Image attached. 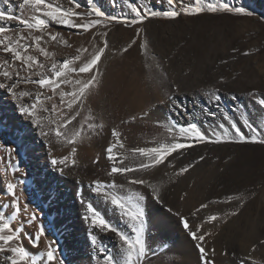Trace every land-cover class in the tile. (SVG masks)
I'll return each instance as SVG.
<instances>
[{
    "label": "rangeland",
    "instance_id": "1",
    "mask_svg": "<svg viewBox=\"0 0 264 264\" xmlns=\"http://www.w3.org/2000/svg\"><path fill=\"white\" fill-rule=\"evenodd\" d=\"M58 2L65 7L70 6L68 0H58ZM80 2L83 5L85 0H80ZM189 2L190 0H185V3ZM228 2L236 6H244L252 12V15L236 16L217 13L194 17L181 16L175 20L160 17L149 18L142 24L133 27H126L121 24L110 25L107 30L109 49L106 50L100 64L104 74L98 91L101 104H98L99 107L94 105L93 96H90L82 113V116H86L88 114L87 108L90 107L97 122L104 121L105 129L101 135L92 136L88 140L85 138L84 143L76 145L75 166L71 164V147L68 145H65V148L64 146L56 147L57 151L51 153L53 156L56 154H59L60 158L65 155L69 156V166L65 168L64 174L76 177L77 172V180L83 178L87 184H92L98 178H103V182L106 180L111 182L113 178L118 179V183L125 185L122 194L131 190L150 193L151 189L144 186L127 184L123 176L119 177L124 181L121 179L119 181L118 176L108 177L107 172L110 170L111 164L105 158L104 149L113 140L111 129L115 126L116 119L119 118L120 122L129 114L150 113L149 117L136 122L148 129L146 134L141 136L143 142V144L140 142L141 147L155 146V140L169 137L167 130L162 126L164 117H168V121L179 120L180 124L191 119L192 117L188 116H176L174 112L169 113L168 107L164 105L159 108L156 107L165 98L169 89L175 88L176 85L180 86L181 100L192 112V116L205 129L209 123L221 122V113L215 104L203 97L204 92L214 88H218L222 94L221 107L227 110L234 120H240L242 116H247L258 129H264V112L260 111L258 106L248 97L249 91L264 93V0H228ZM95 3L109 15L127 16L129 18L134 15L130 7L132 3L137 7L145 8V10L147 7H154L155 10L160 11L167 7L166 3L162 5L160 0H127V2L126 0H95ZM2 5H0V10ZM86 10L85 7L78 9V11ZM14 14L20 15L21 12L19 10V13ZM11 24L13 28L16 27L15 21ZM136 28L143 30L139 38L135 35ZM54 30L62 31L72 45L71 48L59 43L47 45L49 51L56 53L58 61L74 55V50L77 47L83 46L91 49V33L72 35L71 31L58 25L55 26ZM93 31H105V29L100 28ZM133 39H137V45L133 46L127 53L120 54L119 50L126 47ZM144 42H147L148 45L147 54L138 47L140 43ZM95 43L102 46L99 36L96 37ZM233 48L239 49L240 53L250 52L251 55L234 54ZM224 60H227L228 63H222ZM189 70H191L190 74L186 76L185 73ZM221 77H223V83H221ZM25 87L21 89L30 90L34 93L38 91L34 86ZM70 90V88H65V91ZM127 92L131 93L132 100L130 101H134L129 103L132 106L126 105L127 108L125 107L123 112L124 109H119V106L113 105L114 102L112 103L111 97H117L116 101H118L121 97L128 95ZM185 94L188 97L186 100L184 99ZM233 95L237 96L238 100L232 101L230 97ZM141 96H145L149 100V105L145 106L142 111L140 108L137 110ZM193 99L196 100L195 108L192 104ZM5 104H7V100ZM201 108L205 112H216V120L213 121L212 117L203 114ZM157 121H161V123L158 124ZM25 123L26 121L22 123L24 125L20 124L28 131H32L31 123H26L27 126ZM73 123L76 124V122ZM20 124L14 121L16 127L22 128ZM2 126L4 131H9V135L13 131L11 124L2 123ZM19 130L21 131V129ZM242 130L248 132V129L243 126ZM32 132L26 134V140L34 145V139H29ZM10 137L17 144V140L13 139L11 135ZM122 141L126 146L123 138ZM21 143L18 149L24 155V145ZM84 144L88 145V152H85ZM91 148L94 149L95 153L90 151ZM63 150L65 153H62ZM201 155L205 157V160L195 165L184 176L174 175L180 166L197 160ZM97 158H99V163H93ZM24 159H26V164L30 170L27 169L29 176L23 181V185L20 184V187L23 188L19 190V197L22 212L24 208H27L28 211L23 212L21 219L26 221L30 214L35 212L38 221L34 225L25 223L23 231L25 234L34 233L40 224H43L46 230V236L41 238L39 248H33L25 238L26 249L31 254L38 256L40 253H46L49 241H52L59 249L56 253L57 257L62 258L65 264H102V261L95 258L97 253L92 249L89 242L88 225L81 219L85 211L82 210L84 213L78 217V214L75 216V212L72 211L71 205L62 204L61 199L50 202L46 200L45 197L54 191L53 184L46 181L47 178L41 174L42 170L37 167L36 163L31 164V159L27 154L24 155ZM129 163V161H125V165ZM175 163L176 168L161 166L159 170H153L149 173H136V175L142 176L159 187L165 201L164 205L152 201L147 202V242L151 244L154 250V255L150 256L151 264H169V262H165V259L178 249L177 245L180 240L184 239L189 242L188 244L192 245L193 248V242L179 225L178 218L167 213V207H172L174 211L179 210L182 214L188 215L202 202L224 200L227 196L237 195L243 197L245 207L238 216L228 217L227 223L217 222L215 226H208L215 233L209 239L208 246L216 248L215 260L217 264H241V261H248V264H251V261H255L256 264H264V247L257 245L255 251H252L254 241L264 239V146L237 143L203 144L189 150L186 158L177 159ZM44 169L46 172L49 171L47 168ZM34 170H37L36 173ZM49 172L55 171L50 170ZM84 177H89V181ZM187 192V197L181 200L180 197ZM90 194L92 200L89 202L105 215V218L110 220L113 225L131 235L130 229L120 222L119 217L112 211L111 205L104 203L101 198L97 200L95 193ZM63 196L65 198V195ZM9 201L11 202L10 198L7 199L0 194V211L3 210V207L1 208L3 204H10ZM239 203V201L233 200L230 204H210L209 208L203 210L200 215L223 213L237 208ZM70 212L72 213L71 219H69ZM61 218L68 220L61 221ZM14 223L18 224L19 222ZM155 223L162 226V229L165 230L164 233L173 236V240L166 243L156 242V244L149 240V237L156 234L154 227L157 224ZM64 224L68 228H64ZM94 234L97 235L100 244L117 255L119 240L114 234L110 232L107 234L100 233L98 230ZM225 251L228 253L227 255L223 254ZM194 255V262L190 259L187 263L186 256L181 261L174 256L171 259L173 263L170 264H197L196 252Z\"/></svg>",
    "mask_w": 264,
    "mask_h": 264
},
{
    "label": "snow or ice",
    "instance_id": "2",
    "mask_svg": "<svg viewBox=\"0 0 264 264\" xmlns=\"http://www.w3.org/2000/svg\"><path fill=\"white\" fill-rule=\"evenodd\" d=\"M68 2L70 6L65 7L58 0H19L16 7L21 14L16 15L12 11V0H0V3L8 6L7 10H0V54H2L0 55V90L6 91L11 96L16 102V110L20 116L26 117L35 125L39 129V135L44 137L50 146L54 143L71 146L72 166L76 164V145L83 143L85 138L91 139L92 136L101 135L105 129V123L102 120L97 122L90 107L87 108L86 116H82V113L89 97L97 94L102 84L104 74L100 64L106 50L109 49L107 30L110 25L121 24L133 27L149 18L160 17L175 20L181 16L194 17L217 13L252 15V12L244 6L230 4L228 0H190L189 3H185V0H160L162 5L165 3L167 5L160 11L147 6L145 10L132 3L130 7L134 15L131 18L109 15L97 6L95 0H85L83 5L80 0H68ZM82 7L87 10L78 11ZM13 21L16 22L15 28L11 24ZM57 25L71 31L72 35L91 33V49L77 47L74 55L58 61L56 53L49 51L47 45L59 43L68 48L72 45L62 31L54 30ZM100 28L105 31H93ZM142 31L141 28L135 29L137 38ZM97 36L100 37L102 46L95 43ZM135 45L137 39L131 40L126 47L119 50L120 54L127 53ZM138 47L147 54V42L140 43ZM232 52L240 53V50L233 48ZM240 54L251 55L247 51ZM222 63L227 64L228 61L224 60ZM190 71L185 75H189ZM21 85H32L38 91L34 93L30 90H21ZM65 88L71 90L65 91ZM180 93V86L176 85L175 88H170L165 98L156 105L157 108L161 105L168 107L169 113L174 112L176 116L192 117L183 124H180L179 120L168 121V117H164L162 126L169 134L167 139L155 140V146L152 147H137L121 153L116 149L125 147L122 133L119 127H113L111 129L113 140L104 149L105 158L111 164L107 176H123L127 184L144 186L151 189V192L131 190L122 194L125 185L115 179L107 183L94 180L87 186L90 193L101 196L104 203L111 205L112 211L119 217L120 222L130 229L131 235L113 225L92 203L87 202L84 199V192L78 193L79 202L85 207V214L81 219L88 225L90 245L97 253L95 258L102 261V264H151L150 256L154 255V250L147 242V202L164 205L165 201L159 187L136 173H149L159 170L161 166L176 168L177 159L186 158L189 150L203 144L237 143L264 146V129H258L247 116L234 120L229 112L221 107L223 97L218 88L203 93V97L215 104L221 113V122L209 123L206 129L192 116V112L181 100ZM248 97L260 111L264 112V93L249 91ZM25 98H29L32 102H25ZM184 99H188L186 94ZM230 99L236 101L238 97L233 95ZM192 104L195 108L196 100L193 99ZM201 112L212 117L213 121L216 120V112H205L203 108ZM149 116V112L129 114L127 118L120 120V124L132 125ZM157 123L161 122L157 121ZM241 125L248 129L247 133L242 130ZM6 150L10 158L15 160L16 156L12 154L18 155V150L14 147ZM204 160L205 157L201 155L197 160L180 166L174 175L184 176ZM125 161L130 163L125 165ZM68 162V155L61 158L53 157L50 160V164L61 174H64L65 168L69 166ZM93 163H99V158ZM10 170L13 174L22 171L19 163H12ZM17 187V183H6L5 190L11 197V202L3 204L2 207L12 210L10 214L0 211V264H65L62 258L57 257L56 253L59 249L52 241H49L46 253H40L38 256L26 249L25 238L33 248H39L41 238L46 236V230L44 225L40 224L34 233L25 234L23 225L36 224L38 216L32 212L26 221L21 219L23 212H27L28 209L24 208L22 212L20 197L16 192ZM187 195L188 193H184L180 199L184 200ZM233 200L240 202L235 209L200 215L203 210L209 208L210 204H230ZM244 207L243 197L237 195L227 196L224 200L202 202L188 215L182 214L179 210L174 211L172 207H167L166 211L178 218L179 225L193 242L197 264H217L215 260L217 250L208 246L209 239L215 233L208 226H215L217 222L227 223L228 217L238 216ZM96 230L105 234L110 232L118 238L117 255L98 242V237L94 234ZM257 245L264 247V239L254 241L252 251H255ZM223 254L228 253L225 251ZM241 264H248V261H241ZM251 264L256 262L251 261Z\"/></svg>",
    "mask_w": 264,
    "mask_h": 264
},
{
    "label": "bare ground",
    "instance_id": "3",
    "mask_svg": "<svg viewBox=\"0 0 264 264\" xmlns=\"http://www.w3.org/2000/svg\"><path fill=\"white\" fill-rule=\"evenodd\" d=\"M12 3H13V8H12L13 13H17V12L19 13V8L16 7V5L19 3V0H12ZM0 5H2V3ZM7 7H8L7 5H2L1 6V10H7ZM29 86H32V85H22L23 88L24 87L27 88ZM127 94L128 95H125V96L121 97L120 99H118V101H116L117 100V97H114V96L111 97L112 99L111 98L110 99L112 100V103L114 102L113 105L115 104L116 106H119L120 107L119 109H124L126 107V105H128L129 103H132L134 100L133 101H130V100H132V97L130 96L131 93H128L127 92ZM141 97L142 98H141V101L139 102V106L137 105V108H138L137 110H140L141 109L140 111H142L145 108V106L149 105L148 104L149 103V100L146 99L145 96H141ZM6 100H7V104H5L6 103ZM25 102L31 103L32 101L29 98H25ZM99 103L100 102H99V97H98V93H97V94L93 95V104L94 105H98ZM130 106H132V105H130ZM98 107H99V105H98ZM113 111H114V109H113ZM124 111H125V109L123 110V112ZM0 114H1V118H0V194L3 195V196H5L7 199H9V198L11 199V197L7 195L5 189H6V183L7 182H13V183H17V185H18V187L16 189V192H17V195L19 196V190H21L23 188L22 186L20 187V184L22 183V185H23V181L26 180L28 178V176H29L28 175V171L30 169L27 166L28 164H26V159H24V155L27 154L30 157V159H31V164L36 163L37 167H39V169L42 170L41 174H43L47 178L46 181L47 182L50 181V183L53 184V187L52 188L54 189V191L51 194H49L47 197H45L46 200H48L50 202V201H55L56 199H58V200L61 199L62 204H64V203L66 204L67 203V204L71 205L72 211L75 212V216H77L76 214H78V217L80 215H82L84 213V212H82V210L85 211V207L79 202L78 193L79 192H84V194H85L84 195V199L87 202H89L90 200H92V198L90 197L91 194H90V192H89V190L87 188V186L90 185V184H87V182H85L83 178H80L81 180H77V178H76L77 177V172H76V177L75 176L70 177L67 174H61L59 171L56 170V168H54L50 164V160L53 157L60 158L59 154H56V155L53 156L51 153L53 151L55 153L56 147H59L61 145L58 144V143H54L53 145L50 146L48 144V141L44 137H41L39 135V129H37L36 126L33 125V124H30L31 128L33 129V130L32 129L31 130L33 132L30 131V130L28 131L27 128H23L22 125H24V124H22V123H24V121H26V123H28L30 121L26 117H21L20 116L19 112L16 110V102L4 90H0ZM14 121L18 122L19 124L21 123L22 125L21 124L20 125L22 126L23 129L21 127H16L14 125ZM107 121H110V120H107ZM2 123L3 124L4 123H8L9 125L11 124V128H12L13 131H11L10 135L13 137V139L17 140L16 141L17 144L10 137L9 131H4L5 129L3 128ZM26 123H25V126H27ZM114 127H119V130L122 133V138L124 139V142L126 143V146H125L126 148L123 151H122V149L121 150L120 149L117 150V152H121V153H126V152L130 151L131 149H134V148H137V147H141L142 146L141 143H140V142H142L141 136L142 135H145L146 132L148 131L147 127L145 128V127H143L139 123H134L132 125H121L120 122H119V118L116 119V122H115V126ZM18 129H21V131L20 130L18 131ZM29 132H32L31 133L32 136H30L29 139H34V142H35L34 145L33 144L31 145L30 142L28 140H26V134H29ZM34 133H36V135H34ZM16 134H18V135H16ZM89 142L91 143V141H89ZM20 143L24 145L23 146L24 151L25 152H28V153H25L24 152V155L21 153L20 149H18V146L20 145ZM86 144L83 145V148H84L85 152H88V147H87L88 145H86ZM142 144H143V142H142ZM9 147H14V148H16L18 150V155L16 153H13L12 154V155L16 156V159L15 160H12L10 158V156L8 155V153H7V150L6 149L9 148ZM50 148H51V150H50ZM64 148H65V146H64ZM93 148H91L90 151L91 152L93 151V153H95ZM95 151H96V149H95ZM60 152H58V153H60ZM62 153H65L64 150H63ZM12 163H19L22 171L13 174L11 172V170H10V165ZM44 168L49 169V171L51 170V171H55V172H52V173H50L49 171L46 172V170ZM27 169H28V171H27ZM34 171L36 173L37 170H34ZM84 178L89 181V177L88 178L84 177ZM120 179L121 178L119 177V181H120ZM98 180H101L102 181L104 179L103 178H98ZM106 181L108 182V180H106ZM116 181H118V179ZM122 181H124V180H122ZM62 191H63V195H65V198L62 195ZM96 197H97V200H100V198L102 199V197L99 196V195H96ZM188 198H191V197H188ZM1 208H2V206H1ZM2 209H3L2 211L5 212L6 214H10V212L12 210V209L11 210H8V208H4V207ZM69 217H70L69 219L72 218V213L71 212L69 214ZM60 220L62 221V220H68V219L67 218H61ZM157 222H159V221H157ZM163 223H164V221H163ZM155 224H157V223H155ZM171 224H173V223H171ZM64 228H68V227L64 224ZM154 228H156L155 229L156 230V234L153 235V236H151V237H149V240H151L152 242H155V244H156V242L157 243H166L168 241L173 240L174 237L173 236H170L168 233H164L165 230L162 229V226L161 225L157 224L156 227H154ZM183 240H180L178 242L179 243L177 245L178 246V249H176V251L173 254H170L168 256V258L165 259V262L167 261V262H169V264L170 263H173L171 259L174 256L177 257L178 259H180V261L182 260V258H184V256H186L187 257V263H189L188 260H190V259L193 260L192 262L195 261V255H194L195 252H194V249L192 248V245L188 244L189 242H187L185 240L183 241ZM173 248H176V247H173Z\"/></svg>",
    "mask_w": 264,
    "mask_h": 264
}]
</instances>
